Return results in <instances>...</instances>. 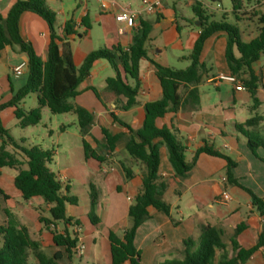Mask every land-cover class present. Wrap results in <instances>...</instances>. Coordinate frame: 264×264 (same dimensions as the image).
<instances>
[{
    "label": "crops",
    "instance_id": "1",
    "mask_svg": "<svg viewBox=\"0 0 264 264\" xmlns=\"http://www.w3.org/2000/svg\"><path fill=\"white\" fill-rule=\"evenodd\" d=\"M16 1L0 0V16L5 17ZM97 1L102 10L92 21L88 9L89 0H46L49 8L56 13V31L63 37L60 43L67 44L75 66L79 67L88 53L96 49H113L115 46L127 49L133 41L140 19L151 21L153 29L147 43L148 58L140 61L141 84L134 107L129 110L121 109L123 102L120 100L117 101L116 107L115 96L105 90L106 79L116 75L114 69L112 73H108L110 75L103 77L101 83H95L99 67L107 60H102L94 67L90 76L78 88L79 94L73 101L94 114V124L90 135L86 137L94 148L104 142L103 127L113 134L129 133V129L113 121L111 112H116L119 118L136 130L142 126L145 119V104L158 100L163 95L152 60L171 66L169 53L178 60L190 59L193 45L200 33L199 26L197 29L193 28L194 18L189 17V21L183 16L185 23H180L176 7H170L166 0L163 1V8L158 13L141 15L134 28L118 21L115 26H111L110 16L107 15L118 14L123 8L131 7L130 3L124 5L116 0ZM189 4L192 6L193 3L189 1ZM258 4L257 1L251 8H257ZM85 17L91 24L86 35L63 36L65 24L70 21L75 24V30L83 34L85 27L82 19ZM253 20L255 21V18ZM258 29L259 26L255 28V33L248 37V41L258 35ZM20 31L23 38L32 43L39 57L45 61L50 42L47 23L37 14L25 12L20 19ZM226 45L227 35L222 32L213 34L205 42L201 53L204 68L201 82L198 84L199 106L194 109L189 106L180 107L176 112H169L160 118L158 124L168 127L186 148L187 161H191L196 150L205 143L234 160L236 162L233 168L234 178L242 187L223 181L224 177L227 178L228 162L225 158L205 153L198 156L187 175L176 178L168 154L164 150L159 171L170 182L164 200L171 205V214L151 208L152 216L138 228L135 245L142 251L143 264H158L167 258H183L184 240L192 238L198 241L204 225L222 228L224 239L228 241L238 224L245 221L247 227L239 234L238 242L246 249L256 245L262 231L263 219L253 207L251 195L246 189L264 198V149L259 147L256 149L257 155L254 154L249 147L247 135L239 131L236 125L244 123L255 113L264 118V54L253 64V70L260 76L261 82L257 88L259 104L252 112L253 99L246 88L237 90L235 84L230 81L217 79L220 74H230L225 57ZM186 50L190 53L186 54ZM23 61H28V58L18 45L6 46L1 52L0 104L10 101L17 91L25 86L21 81L24 73L19 77L14 74V68ZM120 70L124 76L121 66ZM26 73L28 74V69L25 70ZM127 82L135 84L131 78H128ZM90 86L99 89L106 104L97 98ZM33 95L37 104V96ZM23 100L21 106L25 108L22 105ZM70 113H73L77 120L76 114ZM0 120L7 129L10 123L18 125L14 107H7L1 111ZM245 129L250 133L252 130L264 132V120ZM51 135H54V132L51 131ZM65 135L73 137L72 142L68 140L73 146L65 142ZM55 145L57 148H53V161L55 158L58 163L61 158L64 160L63 164H58L59 170L56 174L58 179L69 185L68 194L77 197L76 205L81 200L85 203L80 217L68 215L69 203L66 204L67 216L80 221L79 225H73L69 230L76 232L79 241L85 245H92L93 264H112L109 231L113 229L122 235L125 229L131 226L129 207L142 190L144 167L128 154L123 141L117 144L111 155L107 154L104 162L85 159L81 133H71L66 125L61 126ZM124 167L133 172L132 178L127 179ZM4 169L0 170V213L6 215L4 224L11 222L10 219L13 218L14 223L27 226L31 236L39 240L42 246L45 240H51L53 243L52 229L55 226L46 228L40 222L41 216L47 217L44 211L49 212L50 205L46 204L42 197L24 199L15 185L16 172L8 174ZM92 190L97 193L94 205L91 202ZM224 190L230 194L227 203L221 200ZM90 216L94 217L95 223L91 221ZM60 223L62 222L57 224V229ZM217 260L214 264H217ZM245 264H264V246Z\"/></svg>",
    "mask_w": 264,
    "mask_h": 264
},
{
    "label": "trees",
    "instance_id": "2",
    "mask_svg": "<svg viewBox=\"0 0 264 264\" xmlns=\"http://www.w3.org/2000/svg\"><path fill=\"white\" fill-rule=\"evenodd\" d=\"M243 5L240 0H233V13L239 19ZM193 11L198 16L200 26L190 55L191 64L185 69H177L152 60L156 67V75L162 87V97L145 104V119L139 129H134L123 121L116 112H111L115 123L129 129V133L113 134L107 128H102L104 142L93 147L86 139L90 135L94 124V114L88 109L76 104L73 99L79 94V86L91 74V70L102 60H107L116 72L115 76L106 79L105 90L115 96L117 101L123 102L121 109L129 110L137 104L140 89V61L148 58L147 43L153 29V23L140 19L135 29L133 41L127 49L115 46L112 50L100 48L91 51L82 64L77 67L73 63L72 54L67 44H61L63 37L56 31V13L49 8L46 0H17L9 9L5 17L0 16V55L6 46L18 45L28 58V81L17 91L13 98L0 104V112L7 107H14V115L18 125L22 128L36 126L42 119V108L48 107L51 113L65 114L74 112L77 116L85 159L106 161L117 144L123 141L128 154L143 165L142 190L135 197L129 207V217L132 224L122 235L115 230L109 231L111 243L112 264H143L142 251L135 245L138 228L152 216L151 208L171 214V205L164 200V194L170 186L168 179L160 174L161 154L165 150L174 170V177H184L195 165L200 154L223 157L227 160V181L238 184L234 178L233 168L236 162L223 155L205 143L198 148L191 161L186 160V148L177 140L170 129L159 126L158 120L169 112H176L180 107L197 108L200 104L198 84L202 79L204 64L201 53L206 40L215 33L227 35L225 57L230 74L242 81L251 94L254 112L259 104L257 88L261 82L260 76L255 74L253 64L264 54V11L257 15L258 35L250 41L241 39L240 29L233 24L221 21H209L203 14L202 6L198 2L192 4ZM32 12L40 16L50 30V42L47 48V59L43 61L37 54L31 42H27L20 31V19L23 13ZM85 27L83 34L75 30V24L70 21L65 24L63 36H84L91 28L87 17L82 19ZM120 66L123 68V76ZM131 78L134 85L127 82ZM97 98L106 104L98 88L90 86ZM30 94H36L37 106L25 109L21 101ZM264 118L253 114L244 123L237 124V129L248 137V144L254 154L256 149H264V139L259 135L248 132L245 127L258 125ZM0 170L11 168L16 171L15 185L26 200L42 197L49 204L50 217H40V222L46 228L52 225L53 244L58 250L48 254L42 243L34 239L27 226L8 222L0 224V264H32L33 256L38 264H72L74 249L79 242L78 234L71 232L69 227L79 225L80 221L67 216L66 204L76 205V196L69 195V185L62 183L57 175L49 169L48 163L53 161L54 150H42L37 146L25 145L24 140L15 139L10 130L3 126L0 120ZM10 146L14 152L7 149ZM20 156V157H19ZM127 179L132 178L133 172L124 167ZM241 186V185H240ZM242 187V186H241ZM253 207L263 219L262 231L255 246L246 249L238 242L239 234L247 227L245 221L238 224L228 241L224 239V230L213 225H204L198 241L192 238L184 240L185 251L181 259L167 258L158 264H245L254 253L264 246V198L249 189ZM97 201L95 190L91 192V202ZM7 215L10 213L6 211ZM95 223L94 217L90 216ZM62 222L64 230L59 232L57 224ZM232 251V254H231ZM66 259L67 262L62 263Z\"/></svg>",
    "mask_w": 264,
    "mask_h": 264
},
{
    "label": "rangeland",
    "instance_id": "3",
    "mask_svg": "<svg viewBox=\"0 0 264 264\" xmlns=\"http://www.w3.org/2000/svg\"><path fill=\"white\" fill-rule=\"evenodd\" d=\"M119 4H131V7L133 9H137L141 7L140 0H116ZM170 7H176V11L178 12V19L180 23H185V20L183 19L186 17V19L189 17H192L195 19V22H193V28L197 29L198 26H196V22L199 21L198 16L193 11L192 6L189 4V0H166ZM243 7L241 9V12L238 14L239 19H237L236 15L233 13V0H195V2H198L203 9V14L208 18L209 21H216V22H227L233 25H236L240 31H241V39L245 42L248 41V37L252 35V33H255V28L258 26L257 22V15L258 13L263 12L264 10V0H240ZM259 2L257 8H251L252 5H254L256 2ZM194 3V2H193ZM48 5V4H47ZM49 6V5H48ZM89 11L90 16L92 18V21H94V17L96 14L101 12L102 7L100 3L97 0H89ZM139 6V7H138ZM110 16V22L111 26L116 25V14H107ZM255 18V21L252 19ZM190 21V20H189ZM83 31V29H80ZM112 49H109V51ZM186 54H189V50H186ZM169 61L171 63V66L177 69H185L191 64L190 59L185 60H178L172 56L171 53H169ZM113 68L108 61H104L103 65H101L97 71V78L95 80L96 84L101 83L103 77L105 75H110L108 73H112ZM21 81H23L26 85L28 81V74H25L21 78ZM26 109H32L33 107H36V101L33 94H30L26 96L23 100L22 104ZM66 125L67 128L70 130L71 133H79L80 128L78 125V122L76 120V117L73 113H66V114H53L51 113L50 109L48 107H44L42 109V119L41 122L36 126H29L22 128L18 125H15L14 123L9 124V130L11 135L17 139L18 141L24 140L25 145H33L37 146L42 150H52L53 148H57L55 145V140L57 134L61 130V126ZM51 131L54 132V135H51ZM252 134H258L260 137L264 139V132L261 130H252ZM77 138V137H76ZM66 143H70V141L73 139L72 136L69 137V135H65L64 137ZM68 141V142H67ZM72 142V141H71ZM73 146V143H70ZM78 142L76 141L75 147H77ZM1 145V141H0ZM7 149L11 152H14L13 148L8 146ZM83 150V149H82ZM82 150L80 151V159L82 158ZM20 157V156H19ZM64 163L63 158H61L58 161H56V158L53 162L48 163L47 166L49 169H51L55 174H58V164L61 165ZM6 173L13 174L16 171L11 168H5L4 169ZM68 208V215H73L80 217V213L83 211V208H85V203L83 200L79 202L78 205H71L67 204ZM44 214L47 217H50V213L48 211H44ZM4 219H6V215L4 213H0V224H4ZM12 223H14L13 218L10 219ZM64 230L63 223H60L58 226V231L62 232ZM43 249L48 254H53L56 251V248H54L53 243L51 240H45ZM92 252V245L86 244V250L84 254L80 257H74L72 264H93V256L91 254ZM32 264H38V261L31 256L30 257ZM67 262L66 259L62 260V263Z\"/></svg>",
    "mask_w": 264,
    "mask_h": 264
},
{
    "label": "built area",
    "instance_id": "4",
    "mask_svg": "<svg viewBox=\"0 0 264 264\" xmlns=\"http://www.w3.org/2000/svg\"><path fill=\"white\" fill-rule=\"evenodd\" d=\"M164 0H140L141 7L132 9L131 7L123 8L118 14H116V20L118 22L126 24L128 27L134 28L136 26L137 19L143 14H156L163 8ZM195 2V0H189ZM28 61H23L14 68L15 76H21L26 69H28ZM218 80H227L235 84L237 90L245 89L244 84L235 75L232 74H220L217 77ZM223 181H227L224 177ZM221 200L227 203L230 200V194L227 190H224L221 194ZM86 250L85 243L79 241L74 249V256L80 257Z\"/></svg>",
    "mask_w": 264,
    "mask_h": 264
},
{
    "label": "water",
    "instance_id": "5",
    "mask_svg": "<svg viewBox=\"0 0 264 264\" xmlns=\"http://www.w3.org/2000/svg\"><path fill=\"white\" fill-rule=\"evenodd\" d=\"M196 25H197V26H200V22H199V21H198V22H196Z\"/></svg>",
    "mask_w": 264,
    "mask_h": 264
}]
</instances>
